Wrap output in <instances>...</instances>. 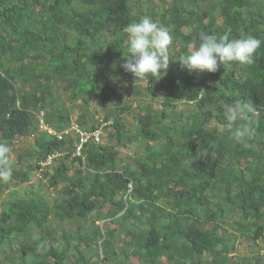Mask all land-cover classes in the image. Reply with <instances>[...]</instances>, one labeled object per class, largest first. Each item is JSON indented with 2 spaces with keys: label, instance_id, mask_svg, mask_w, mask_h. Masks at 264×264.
Here are the masks:
<instances>
[{
  "label": "trees",
  "instance_id": "1",
  "mask_svg": "<svg viewBox=\"0 0 264 264\" xmlns=\"http://www.w3.org/2000/svg\"><path fill=\"white\" fill-rule=\"evenodd\" d=\"M143 16L168 27L179 46L169 47L167 71L140 80L121 65L123 29ZM201 32L251 34L261 46L252 65L189 73L178 59L190 49L181 46L198 44ZM57 88L73 104L114 105L104 117L90 108L79 115L91 131L103 125V141L87 142L80 155L77 138L40 131L42 112L56 131L72 124ZM161 90L160 106L144 104ZM238 98L257 110L247 145L224 119ZM182 99L187 109L178 111ZM30 133L34 151L14 162L9 152L13 174L0 179L4 262L264 264V0H0V143ZM133 144L138 150L121 157L118 147ZM51 153L58 156L41 180L61 188L59 197L34 185L4 197L30 183ZM238 238L252 240L253 253L232 256Z\"/></svg>",
  "mask_w": 264,
  "mask_h": 264
},
{
  "label": "clouds",
  "instance_id": "2",
  "mask_svg": "<svg viewBox=\"0 0 264 264\" xmlns=\"http://www.w3.org/2000/svg\"><path fill=\"white\" fill-rule=\"evenodd\" d=\"M123 31L127 34L128 54L121 65L124 71L130 72L136 79L143 80L151 76H159L169 67V47L173 36L168 27L161 26L149 16L127 24ZM261 40L251 34H242L238 38L229 39L228 35L217 36L201 32L199 43L188 45L190 51L178 59L181 66L192 72L215 73L222 66L232 63L252 65ZM253 102L243 99H234L226 106L224 119L229 127L235 125L234 139L247 145L255 137L256 128L249 117L256 112ZM78 122V121H77ZM8 144L0 143V179L9 180L13 169L9 162ZM132 190V188H131ZM46 250V244L37 246V251Z\"/></svg>",
  "mask_w": 264,
  "mask_h": 264
},
{
  "label": "rangeland",
  "instance_id": "3",
  "mask_svg": "<svg viewBox=\"0 0 264 264\" xmlns=\"http://www.w3.org/2000/svg\"><path fill=\"white\" fill-rule=\"evenodd\" d=\"M178 46L179 45H178L177 41L176 42L174 41L170 45V48L172 51H174V49H176V48L178 49ZM181 48L186 49V48H188V45L183 44L181 46ZM175 57L176 56L174 55L171 58H175ZM57 92L60 95V97H59L60 104L64 108L62 110V112H64L65 114L68 113L70 116H72L73 117L72 122H77V119L80 117L79 115L86 112L89 108H90L92 113H94V114L97 113V114H100L99 116L104 117L109 112L108 109L114 107L113 103H111L109 101L108 102H102V104H101V103H98V101L95 99L91 100L90 104H88V103L86 104V103L81 102V101L78 102L77 104H73V102L69 98V95L66 91L61 90V89L59 90L57 88ZM164 94H165V90H161L160 93L155 95V98L154 97L146 98L144 104L147 105L148 103H150V104L153 103L155 105L160 106L161 101H163L162 99H163ZM128 96L129 95H126L124 97L127 98ZM184 103L185 102L183 99L179 101L178 111L187 109L186 108L187 106H184ZM137 113L138 112L136 109L131 110V112H127L126 117L132 119L135 116L137 117ZM46 119H45V121H46ZM40 131H44V130H42V128L40 127ZM36 137H37L36 133H30L28 136L22 137L15 144L11 145L12 147L10 146V157H11L13 162L18 159L20 154L34 151V148L36 146L34 139ZM105 142H106V140H105ZM141 148H143V147H141ZM118 149L120 151V156L125 158V157L133 155V153L136 150H138V147L135 144H133V145H130L128 147H118ZM31 160L32 159H28V162H31ZM44 172L45 171L35 170L34 175H33V179L30 183L21 184L18 186L11 185L10 189L5 191L4 197L6 198L9 195L10 191H12L14 189L19 190L21 193L26 192L27 194H29L31 191L30 190L31 185H34V187L36 188L37 191H46L47 190L46 195L48 197H50V199L59 197L61 188L58 187V188H56V190L53 188L48 189V186H49L48 180L43 179V178H42L43 180H41V177H42ZM40 183H47V184H46V186H39ZM98 224L103 225L104 221H99ZM229 230L232 232H236L232 226L229 227ZM235 243H236V249H235L234 254H232V256L236 255V254H242V256L244 257V256H246V254L248 252L250 254L253 253L252 252L253 246L249 247L253 244L252 240H248L247 242H243L241 238H238V239H236ZM260 243H261V245H264V240L260 241ZM244 245H245V247H244ZM247 248H248L247 251L244 250ZM245 251H246V253H245ZM263 254H264V251L261 252V255H263ZM263 261H264V258H263ZM110 263L116 264L117 261H112ZM0 264H11V262H9V261L4 262L2 259H0Z\"/></svg>",
  "mask_w": 264,
  "mask_h": 264
},
{
  "label": "built area",
  "instance_id": "4",
  "mask_svg": "<svg viewBox=\"0 0 264 264\" xmlns=\"http://www.w3.org/2000/svg\"><path fill=\"white\" fill-rule=\"evenodd\" d=\"M39 119H40V126L42 130L48 131L50 134L57 136L60 140H68L70 137H75L78 139V141L75 143L76 150L75 153L80 155L81 149L84 147V145L87 142H102V135L103 130L102 126L94 131H91V128L84 127L78 122H72L69 126L64 127L60 131H56L53 129L52 126H50L45 121V115L44 112L39 113ZM58 154L51 153L49 154L46 159L41 160L39 162V170L40 171H47L50 167H52L56 161ZM132 188V186H131Z\"/></svg>",
  "mask_w": 264,
  "mask_h": 264
}]
</instances>
